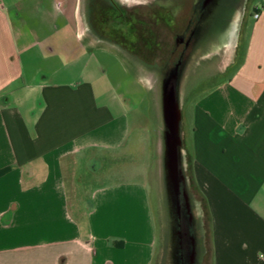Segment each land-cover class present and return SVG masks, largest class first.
Wrapping results in <instances>:
<instances>
[{"label":"crops","instance_id":"0c3cea01","mask_svg":"<svg viewBox=\"0 0 264 264\" xmlns=\"http://www.w3.org/2000/svg\"><path fill=\"white\" fill-rule=\"evenodd\" d=\"M250 1L222 82L204 92L191 122L182 108L184 168L202 217L201 264H264V0L248 12ZM110 13L108 23L120 16L115 6ZM92 17L82 0H0V170L7 169L0 264L156 263L146 186L101 183L96 172L110 151L129 153L131 141L141 150L149 140L154 173L164 179L161 93L142 86ZM68 26L76 49L64 36ZM100 54L150 94L100 103L96 74L77 68L84 55ZM145 107L154 136H129L130 116L139 127ZM83 164L98 183L80 185Z\"/></svg>","mask_w":264,"mask_h":264},{"label":"rangeland","instance_id":"374dc122","mask_svg":"<svg viewBox=\"0 0 264 264\" xmlns=\"http://www.w3.org/2000/svg\"><path fill=\"white\" fill-rule=\"evenodd\" d=\"M195 0H82L83 4L92 6L93 24L101 33L105 29L112 35L114 44L111 45L125 59L127 65L142 80V86L155 89L161 93L164 80L173 68L176 61L175 49L177 47V33L182 32L192 12V3ZM253 2L248 6L252 12ZM247 3V2H246ZM115 6L120 16L110 19V10ZM98 7L97 9H95ZM233 16L228 23L224 35L219 39L205 40L200 48L195 50L189 58L183 61L180 68L179 95L181 108L191 122L195 104L202 98L207 90L214 88L222 82V72L230 65L234 57V44L240 21V12ZM119 17V19H118ZM109 26V27H108ZM224 37H222V36ZM64 36L72 42L73 49L78 48L75 42V33L68 26ZM98 54V53H97ZM90 57L84 55L77 68L87 67L88 72L96 74V91L99 102L109 101L110 96L117 98L130 96L135 101L144 91H140V84L134 77L122 78L118 75V65L109 55ZM114 76V79L112 78ZM139 86H138V85ZM130 91V92H129ZM205 92V93H204ZM103 93V94H102ZM150 94L149 90L147 91ZM102 94V95H101ZM146 107L150 106L147 100ZM145 107V108H146ZM148 118L139 127L134 114L130 116L131 129L129 136H154L155 127L146 108ZM150 117V118H149ZM138 130H140L138 132ZM130 152L125 150L110 151L103 160V166L98 171L100 182L117 183L121 181L140 182L147 188L149 208L157 232V259L154 264H170V231L169 213L165 182L157 168L154 173V156L152 143L147 140L141 150L130 142ZM92 177L86 164L80 171L78 182L80 185L96 184L98 180ZM205 264H211L210 258Z\"/></svg>","mask_w":264,"mask_h":264},{"label":"flooded vegetation","instance_id":"af4514ba","mask_svg":"<svg viewBox=\"0 0 264 264\" xmlns=\"http://www.w3.org/2000/svg\"><path fill=\"white\" fill-rule=\"evenodd\" d=\"M246 2L247 0H195L185 27L176 35L178 42L175 49V66L167 77L176 68H181L183 61L200 48L205 40L219 39L221 31L224 35L228 23L233 21L234 14L244 10ZM164 182L166 199L170 207V264H201L200 204L190 193L188 184L181 182L179 194H176L168 177Z\"/></svg>","mask_w":264,"mask_h":264},{"label":"water","instance_id":"95a60500","mask_svg":"<svg viewBox=\"0 0 264 264\" xmlns=\"http://www.w3.org/2000/svg\"><path fill=\"white\" fill-rule=\"evenodd\" d=\"M243 11L240 12V17ZM180 68H176L162 85L160 106L163 122L164 180L168 177L175 193L179 194L181 182L187 185L183 162L182 108L179 95Z\"/></svg>","mask_w":264,"mask_h":264},{"label":"trees","instance_id":"16d2710c","mask_svg":"<svg viewBox=\"0 0 264 264\" xmlns=\"http://www.w3.org/2000/svg\"><path fill=\"white\" fill-rule=\"evenodd\" d=\"M7 171V169H4V170H0V176L5 173Z\"/></svg>","mask_w":264,"mask_h":264},{"label":"built area","instance_id":"2783aa9c","mask_svg":"<svg viewBox=\"0 0 264 264\" xmlns=\"http://www.w3.org/2000/svg\"><path fill=\"white\" fill-rule=\"evenodd\" d=\"M258 16H259V14H258V13H256V14H255V17L257 18Z\"/></svg>","mask_w":264,"mask_h":264}]
</instances>
